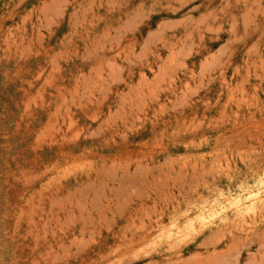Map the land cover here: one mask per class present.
<instances>
[{"label":"rangeland","instance_id":"obj_1","mask_svg":"<svg viewBox=\"0 0 264 264\" xmlns=\"http://www.w3.org/2000/svg\"><path fill=\"white\" fill-rule=\"evenodd\" d=\"M201 262L264 264V0H0V264Z\"/></svg>","mask_w":264,"mask_h":264},{"label":"bare ground","instance_id":"obj_2","mask_svg":"<svg viewBox=\"0 0 264 264\" xmlns=\"http://www.w3.org/2000/svg\"><path fill=\"white\" fill-rule=\"evenodd\" d=\"M203 21V20H202ZM124 31V30H123ZM201 38V37H200ZM104 47H106V46H104ZM260 61V60H259ZM152 95V94H151ZM90 102V101H89ZM136 175V174H135ZM126 182H127V180H126ZM134 182V181H133ZM139 182V181H138ZM135 183V182H134ZM126 185H127V183H126ZM133 185V184H132ZM137 185V184H136ZM122 187V186H121ZM124 187V186H123ZM129 192V191H128ZM121 207V206H120ZM110 209V208H109ZM107 218V217H106ZM102 220V219H101ZM104 220V219H103ZM115 220V219H114ZM105 222V221H104ZM136 225V224H135ZM131 226V225H130ZM85 227V226H84ZM132 228H134V226H132ZM131 228V229H132ZM95 230V229H94ZM117 250V249H116ZM120 250V249H119ZM218 258H220V256L218 257ZM202 263V262H201ZM200 263V264H201ZM199 264V263H198ZM202 264H204V263H202ZM209 264V263H208Z\"/></svg>","mask_w":264,"mask_h":264}]
</instances>
